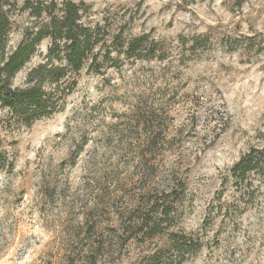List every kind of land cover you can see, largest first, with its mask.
Instances as JSON below:
<instances>
[{"label":"rangeland","instance_id":"obj_1","mask_svg":"<svg viewBox=\"0 0 264 264\" xmlns=\"http://www.w3.org/2000/svg\"><path fill=\"white\" fill-rule=\"evenodd\" d=\"M29 1L83 5L103 44L52 116L0 111V264H264V0Z\"/></svg>","mask_w":264,"mask_h":264},{"label":"trees","instance_id":"obj_2","mask_svg":"<svg viewBox=\"0 0 264 264\" xmlns=\"http://www.w3.org/2000/svg\"><path fill=\"white\" fill-rule=\"evenodd\" d=\"M11 1L14 4V0H0V111L10 122L29 127L59 110L60 102L75 84L72 81L65 85V82L78 74L87 62H90L89 69L95 66L103 39L97 27L83 23V5L63 2L59 8L54 3L32 6L26 0L21 10L30 12L35 27L27 29L20 43L7 51ZM45 39L50 45L43 60L27 72L22 86L13 87V77L30 61L37 46ZM140 42L138 39L135 44L131 43L127 51L135 54ZM108 56V53L104 55L105 58ZM256 168L257 160L251 152L235 165L234 170L245 175Z\"/></svg>","mask_w":264,"mask_h":264}]
</instances>
